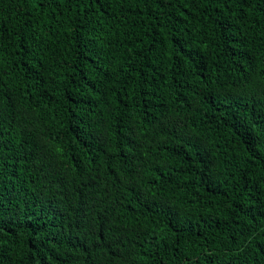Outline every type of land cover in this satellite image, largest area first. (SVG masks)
<instances>
[{
	"label": "trees",
	"instance_id": "trees-1",
	"mask_svg": "<svg viewBox=\"0 0 264 264\" xmlns=\"http://www.w3.org/2000/svg\"><path fill=\"white\" fill-rule=\"evenodd\" d=\"M0 264H264V0H0Z\"/></svg>",
	"mask_w": 264,
	"mask_h": 264
}]
</instances>
